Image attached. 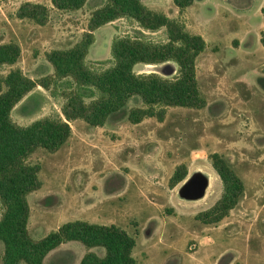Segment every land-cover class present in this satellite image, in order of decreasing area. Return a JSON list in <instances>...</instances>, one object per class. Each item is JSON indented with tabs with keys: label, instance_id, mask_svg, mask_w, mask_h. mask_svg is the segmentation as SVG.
Masks as SVG:
<instances>
[{
	"label": "rangeland",
	"instance_id": "374dc122",
	"mask_svg": "<svg viewBox=\"0 0 264 264\" xmlns=\"http://www.w3.org/2000/svg\"><path fill=\"white\" fill-rule=\"evenodd\" d=\"M26 1L49 7L47 24L17 17ZM143 1L206 39L197 76L207 105L169 107L163 122L150 117L134 124L126 116L112 117L104 126L72 121V136L58 151L38 148L29 158L41 165L43 183L29 196L30 234L39 239L67 221L87 220L116 224L135 236L139 264H264V0H197L182 14L173 0ZM103 3L88 0L79 10L61 11L51 0H0V44L19 43L22 55L13 67L39 80L54 72L46 53L72 47ZM134 31L125 19L100 27L88 59H110L113 37ZM150 37L160 40L164 35ZM153 67L139 64L135 70L177 73L173 62ZM10 68L0 67V73ZM62 102L37 86L16 106L13 118L28 125L45 116H62ZM138 106L143 103L135 97L127 108ZM214 153L229 162L245 190L227 217L206 224L197 214L223 194L212 165ZM181 164L188 176L173 188L171 177ZM203 191L202 197H194ZM87 251L81 242H67L49 253L44 264H79ZM3 255L0 240V264Z\"/></svg>",
	"mask_w": 264,
	"mask_h": 264
},
{
	"label": "trees",
	"instance_id": "16d2710c",
	"mask_svg": "<svg viewBox=\"0 0 264 264\" xmlns=\"http://www.w3.org/2000/svg\"><path fill=\"white\" fill-rule=\"evenodd\" d=\"M87 1L51 0L53 7L61 11L79 10ZM195 1L173 0L181 14ZM16 15L45 25L50 9L43 3L26 1ZM120 19L134 26L135 31L113 37L110 59L90 61L96 30ZM158 32H163L162 39L150 37ZM207 47L201 34L190 32L184 22L148 7L143 0H104L94 9L87 30L72 47L46 53L54 72L39 80L13 67L22 55L19 43L0 44V67H11L6 74L0 73V240L4 243V264H44L49 253L71 241L81 242L88 249L79 264H139L133 254L136 237L116 224L67 221L34 239L28 229V195L43 183L39 177L41 165L29 162V158L38 148L58 151L72 136L71 122L77 119L91 126H104L110 118L124 116L134 124L150 117L163 122L169 107L204 108L207 100L199 87L197 58ZM166 62L176 64L175 75L135 70L139 64ZM37 86L62 98V116H45L28 125L17 123L14 109ZM135 97L143 106L128 109L129 101ZM211 158L222 180L223 194L211 208L197 214L196 218L206 224H216L227 217L245 190L243 180L224 157L214 153ZM187 176V166L179 165L170 186L176 187Z\"/></svg>",
	"mask_w": 264,
	"mask_h": 264
},
{
	"label": "water",
	"instance_id": "95a60500",
	"mask_svg": "<svg viewBox=\"0 0 264 264\" xmlns=\"http://www.w3.org/2000/svg\"><path fill=\"white\" fill-rule=\"evenodd\" d=\"M164 71H165L167 74H169L170 71H171V68H170L169 66H167V67L164 68ZM191 182H193V180H189L188 183H191ZM203 195H204V191L201 192V193H198V194L194 195V197H195V198H199V197H202Z\"/></svg>",
	"mask_w": 264,
	"mask_h": 264
},
{
	"label": "crops",
	"instance_id": "0c3cea01",
	"mask_svg": "<svg viewBox=\"0 0 264 264\" xmlns=\"http://www.w3.org/2000/svg\"><path fill=\"white\" fill-rule=\"evenodd\" d=\"M197 1V0H196ZM195 1V2H196ZM192 6H190L189 8H191ZM189 8H187V10L189 9ZM107 25H109V24H107ZM118 34V33H117ZM203 36V35H202ZM41 189V188H40ZM39 190V189H38ZM37 191V190H36ZM33 193V192H32ZM32 193H30L29 195H28V200H29V196L32 194ZM28 229H29V226H28ZM30 232V231H29ZM136 247H137V245H136ZM136 247H135V249H136ZM135 249H134V252H133V254H134V256H135ZM211 262H209L208 264H210ZM202 264H207L206 262H202ZM211 264H218V262H216V263H211ZM229 264H231V263H229Z\"/></svg>",
	"mask_w": 264,
	"mask_h": 264
},
{
	"label": "bare ground",
	"instance_id": "6f19581e",
	"mask_svg": "<svg viewBox=\"0 0 264 264\" xmlns=\"http://www.w3.org/2000/svg\"><path fill=\"white\" fill-rule=\"evenodd\" d=\"M146 69L147 70H151V69H154L153 65H146ZM184 184V183H183Z\"/></svg>",
	"mask_w": 264,
	"mask_h": 264
}]
</instances>
